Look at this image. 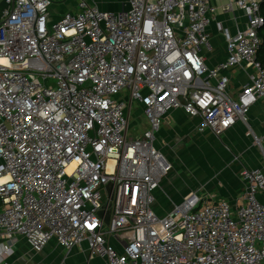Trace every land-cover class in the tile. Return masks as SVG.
Returning <instances> with one entry per match:
<instances>
[{
    "label": "built area",
    "instance_id": "2783aa9c",
    "mask_svg": "<svg viewBox=\"0 0 264 264\" xmlns=\"http://www.w3.org/2000/svg\"><path fill=\"white\" fill-rule=\"evenodd\" d=\"M210 1L128 0L106 13L76 0L50 23L51 0H2L0 241L21 237L34 253L85 241L107 264H264V165L241 172L243 206L191 192L164 215L154 208L172 170L154 147L165 114L182 109L220 138L264 101V0H226L246 26L225 35L227 58L214 67L200 54ZM237 67L253 74L233 97ZM135 107L148 124L140 136L129 134ZM121 233L118 252L109 239Z\"/></svg>",
    "mask_w": 264,
    "mask_h": 264
},
{
    "label": "crops",
    "instance_id": "0c3cea01",
    "mask_svg": "<svg viewBox=\"0 0 264 264\" xmlns=\"http://www.w3.org/2000/svg\"><path fill=\"white\" fill-rule=\"evenodd\" d=\"M51 2L50 23H55L65 13L76 12V0ZM91 4L106 13H120L129 8L128 0H91ZM210 6L213 12L206 29L209 46L203 48L200 54L208 67H214L227 58L225 35L234 36L245 29L246 19L236 7L229 10L226 0H211ZM2 9L0 0V15ZM252 74L251 69H231L227 74L229 94L235 97L248 84V76ZM135 109L130 117L133 131L142 127L145 120L141 110L138 107ZM199 124L198 117H191L182 109L170 110L155 134L154 147L172 166L171 172L161 181L160 189L154 193V208L159 215H164L171 209L172 203H180L191 192H197L213 202L226 201L233 208L243 206L244 182L241 172L264 165L263 100L248 110L246 124L237 121L220 138L209 132L199 133ZM146 129L147 122L143 131ZM127 236L129 234L121 233L110 238L109 243L121 252ZM4 248L8 252L0 259L6 264H107L105 258L90 253L85 241L65 252L51 240L39 253H34L21 237H15L11 241L1 240L0 250Z\"/></svg>",
    "mask_w": 264,
    "mask_h": 264
},
{
    "label": "trees",
    "instance_id": "16d2710c",
    "mask_svg": "<svg viewBox=\"0 0 264 264\" xmlns=\"http://www.w3.org/2000/svg\"><path fill=\"white\" fill-rule=\"evenodd\" d=\"M261 15L264 18V3L261 5ZM258 36L260 38V46L257 51L256 59L260 63L262 69L264 70V24L258 31Z\"/></svg>",
    "mask_w": 264,
    "mask_h": 264
},
{
    "label": "rangeland",
    "instance_id": "374dc122",
    "mask_svg": "<svg viewBox=\"0 0 264 264\" xmlns=\"http://www.w3.org/2000/svg\"><path fill=\"white\" fill-rule=\"evenodd\" d=\"M130 122H132V118H130ZM142 127L137 128V130L135 129V131H133L132 129L129 131L130 136H140L144 130V128L146 127V121L143 119L142 121Z\"/></svg>",
    "mask_w": 264,
    "mask_h": 264
},
{
    "label": "water",
    "instance_id": "95a60500",
    "mask_svg": "<svg viewBox=\"0 0 264 264\" xmlns=\"http://www.w3.org/2000/svg\"><path fill=\"white\" fill-rule=\"evenodd\" d=\"M107 192H108V198H109V199L106 201V203H105V205H104L105 208L109 206V200H110V197H111V186H108V187H107ZM100 215L103 216L104 213L101 212ZM104 220H105V223L108 222V213L106 214V217H104Z\"/></svg>",
    "mask_w": 264,
    "mask_h": 264
},
{
    "label": "bare ground",
    "instance_id": "6f19581e",
    "mask_svg": "<svg viewBox=\"0 0 264 264\" xmlns=\"http://www.w3.org/2000/svg\"><path fill=\"white\" fill-rule=\"evenodd\" d=\"M1 63H3V61H0ZM111 165V162L109 163V166Z\"/></svg>",
    "mask_w": 264,
    "mask_h": 264
}]
</instances>
